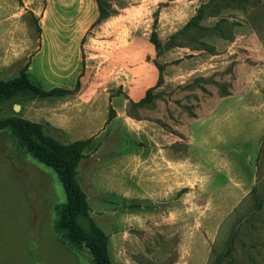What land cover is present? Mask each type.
Here are the masks:
<instances>
[{
    "label": "rangeland",
    "instance_id": "rangeland-1",
    "mask_svg": "<svg viewBox=\"0 0 264 264\" xmlns=\"http://www.w3.org/2000/svg\"><path fill=\"white\" fill-rule=\"evenodd\" d=\"M139 1L160 82L129 107L139 128L123 122L94 141L78 173L112 264H264V0ZM6 2L37 36L48 1ZM19 102L1 99V117ZM135 155L138 175L115 173ZM65 201L56 172L0 131V264H93L55 229Z\"/></svg>",
    "mask_w": 264,
    "mask_h": 264
},
{
    "label": "crops",
    "instance_id": "crops-1",
    "mask_svg": "<svg viewBox=\"0 0 264 264\" xmlns=\"http://www.w3.org/2000/svg\"><path fill=\"white\" fill-rule=\"evenodd\" d=\"M47 1L37 16L35 36L26 11L0 0V80L14 79L26 67L44 90L70 91L22 99L18 115L61 133L63 144L97 141L123 122L128 130L139 128L129 107L144 99L160 76L155 46L140 39V1L125 0L122 5L108 0V14L102 19L98 0ZM111 108L116 116L109 122ZM91 151L79 163L78 173L82 164L94 161L93 155L87 156ZM138 161L137 155L123 158L115 173L126 166L138 175ZM135 185L139 192V182Z\"/></svg>",
    "mask_w": 264,
    "mask_h": 264
},
{
    "label": "trees",
    "instance_id": "trees-1",
    "mask_svg": "<svg viewBox=\"0 0 264 264\" xmlns=\"http://www.w3.org/2000/svg\"><path fill=\"white\" fill-rule=\"evenodd\" d=\"M99 5L102 19L108 13L100 3ZM151 42L156 49L160 45L156 33L152 35ZM160 79L161 74L158 83ZM151 89L147 91L144 99L138 103H131V105L144 103L150 96ZM69 92L63 89L44 90L29 77L26 67L21 70L18 77L11 80H0V100L19 97L21 101V99L49 97ZM115 116L116 113L111 108L109 122ZM3 130H10L21 149L56 172L66 194V201L57 207L56 231L71 246L87 248L92 256L93 264H112L109 237L90 217L87 195L77 180V168L85 157V153L90 149L93 139L63 144L49 136L43 125L28 121L18 114L2 118L0 109V131ZM83 220L88 221V227L83 224Z\"/></svg>",
    "mask_w": 264,
    "mask_h": 264
},
{
    "label": "water",
    "instance_id": "water-1",
    "mask_svg": "<svg viewBox=\"0 0 264 264\" xmlns=\"http://www.w3.org/2000/svg\"><path fill=\"white\" fill-rule=\"evenodd\" d=\"M16 109H19V106L18 105L16 106Z\"/></svg>",
    "mask_w": 264,
    "mask_h": 264
}]
</instances>
